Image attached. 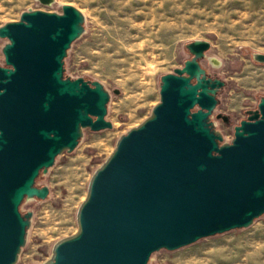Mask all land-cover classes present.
Listing matches in <instances>:
<instances>
[{
	"label": "water",
	"instance_id": "obj_1",
	"mask_svg": "<svg viewBox=\"0 0 264 264\" xmlns=\"http://www.w3.org/2000/svg\"><path fill=\"white\" fill-rule=\"evenodd\" d=\"M62 8L26 10L0 26L8 39L0 65V264H17L27 243L33 211L22 212L23 201L50 194L36 184L40 174L74 151L85 129L113 127L111 91L64 73L86 18L74 5ZM186 47L192 57L161 76L151 114L92 174L77 231L57 240L42 264H150L156 251L248 227L264 214V96L226 140L214 120L231 123L217 113L226 82L200 62L211 43ZM253 58L264 63L263 52Z\"/></svg>",
	"mask_w": 264,
	"mask_h": 264
},
{
	"label": "rangeland",
	"instance_id": "obj_2",
	"mask_svg": "<svg viewBox=\"0 0 264 264\" xmlns=\"http://www.w3.org/2000/svg\"><path fill=\"white\" fill-rule=\"evenodd\" d=\"M64 4L78 7L86 18L85 33L72 43L64 73L98 80L111 91L107 119L113 127L85 129L75 150L60 154L37 178L50 194L21 205L22 212L33 211V218L17 264H42L57 240L77 231V210L92 174L120 136L151 114L160 101L161 76L192 57L187 43H211L200 62L209 75L226 82L217 113L230 115L231 123L214 118L226 140L264 96V63L253 58L254 52L264 53V0H0V26L30 9L62 12ZM7 41L0 37V65H5ZM150 264H264V214L248 227L156 251Z\"/></svg>",
	"mask_w": 264,
	"mask_h": 264
},
{
	"label": "bare ground",
	"instance_id": "obj_3",
	"mask_svg": "<svg viewBox=\"0 0 264 264\" xmlns=\"http://www.w3.org/2000/svg\"><path fill=\"white\" fill-rule=\"evenodd\" d=\"M215 63L218 65L219 64V62L218 61H215Z\"/></svg>",
	"mask_w": 264,
	"mask_h": 264
},
{
	"label": "flooded vegetation",
	"instance_id": "obj_4",
	"mask_svg": "<svg viewBox=\"0 0 264 264\" xmlns=\"http://www.w3.org/2000/svg\"><path fill=\"white\" fill-rule=\"evenodd\" d=\"M220 120H222V119H220ZM223 121V120H222ZM224 122V121H223ZM225 123V122H224ZM226 124V123H225ZM226 125H229V124H226Z\"/></svg>",
	"mask_w": 264,
	"mask_h": 264
},
{
	"label": "trees",
	"instance_id": "obj_5",
	"mask_svg": "<svg viewBox=\"0 0 264 264\" xmlns=\"http://www.w3.org/2000/svg\"><path fill=\"white\" fill-rule=\"evenodd\" d=\"M37 181V180H36Z\"/></svg>",
	"mask_w": 264,
	"mask_h": 264
}]
</instances>
